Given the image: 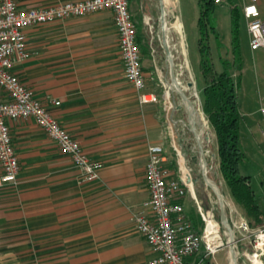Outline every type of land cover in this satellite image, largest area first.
<instances>
[{
	"label": "crops",
	"instance_id": "obj_1",
	"mask_svg": "<svg viewBox=\"0 0 264 264\" xmlns=\"http://www.w3.org/2000/svg\"><path fill=\"white\" fill-rule=\"evenodd\" d=\"M77 1L17 4L26 10ZM259 10L264 21V0ZM25 32L29 59L15 74L104 168L99 181L83 183L72 159L33 119L8 121L21 171L17 184L0 190V264H150L156 254L134 215L150 198L149 147L164 146L166 166L175 164L163 102L142 106L126 80L112 11ZM142 55L148 88L163 96L164 72ZM185 204L187 213L196 211L189 198Z\"/></svg>",
	"mask_w": 264,
	"mask_h": 264
},
{
	"label": "built area",
	"instance_id": "obj_2",
	"mask_svg": "<svg viewBox=\"0 0 264 264\" xmlns=\"http://www.w3.org/2000/svg\"><path fill=\"white\" fill-rule=\"evenodd\" d=\"M222 1L217 0V4ZM240 1L239 7L247 21L251 49L264 50L260 0ZM102 11L114 13L125 64V78L137 91L140 104L144 106L163 102L164 128L175 156V164L171 168L166 166L169 158L164 146L149 147L146 181L150 198L134 215V222L138 233L156 254L150 264H217V256L225 251L230 252L234 264L232 249L236 252L238 262L240 253L237 249L240 245L249 247L246 253L249 264H254V260L264 264V227L252 228L248 220L239 216L233 207L232 221L226 212L229 222L226 226L221 222L218 200L216 207L206 208L198 199L193 170L175 130V106L171 89L160 96L148 88L137 23L129 0H82L26 10L18 7L17 0H0V190L17 184L21 171L8 124L10 120L33 119L58 145L60 151L72 159L82 173L83 183L101 179L103 164L89 157L80 143L52 116L36 92L22 83L14 70L29 59L26 29ZM162 85L163 88L166 86L163 81ZM53 103L60 105V102ZM260 113L264 119V104ZM187 198L193 201L202 220L203 226L200 228L195 227L186 211Z\"/></svg>",
	"mask_w": 264,
	"mask_h": 264
},
{
	"label": "rangeland",
	"instance_id": "obj_3",
	"mask_svg": "<svg viewBox=\"0 0 264 264\" xmlns=\"http://www.w3.org/2000/svg\"><path fill=\"white\" fill-rule=\"evenodd\" d=\"M202 0H164L168 30L167 41L172 51V61L167 58L163 44V18L161 0H131V8L135 21L143 34V47H147L148 56L155 59L164 72V92L171 89L172 102L175 106L174 122L180 144L184 148L188 163L193 170L195 190L198 199L206 208L217 203L213 190L204 182L201 160H207L206 172L210 181L220 189L227 215L232 221L233 208L239 216L242 211L232 199L220 170L218 145L215 134L203 113L202 92L205 79L200 69V32ZM232 1V0H231ZM223 0L217 4L216 18L223 47L218 49L214 36L207 43L211 48L215 70L222 72L220 57L232 58L231 10L238 7L237 1ZM164 19V20H165ZM179 23L180 28L175 27ZM240 53L242 70L237 72L238 100L242 115L241 147L246 156L242 174L250 178L253 190L258 198L264 200V119L260 109L264 104V50L252 51L247 21H240ZM175 79L179 88L197 111L196 123L192 122L190 112L174 87ZM192 84V87H190ZM179 107L180 110L178 109ZM208 124V126H207ZM196 127L201 139L193 133ZM210 129V131L208 130ZM202 144L204 156L201 155L199 144ZM196 159V161H195ZM217 206V205H216ZM215 206V207H216ZM219 208V206H218ZM220 214V213H219ZM245 218V217H244ZM249 247L238 246V264H249L246 258ZM219 264H232L230 252L225 251L217 256Z\"/></svg>",
	"mask_w": 264,
	"mask_h": 264
},
{
	"label": "trees",
	"instance_id": "obj_4",
	"mask_svg": "<svg viewBox=\"0 0 264 264\" xmlns=\"http://www.w3.org/2000/svg\"><path fill=\"white\" fill-rule=\"evenodd\" d=\"M216 10L217 0L201 1L200 69L206 83L202 92L203 113L215 134L220 170L232 199L252 228H261L264 227V200L261 201L258 198L252 188L250 178L242 174L246 156L241 147L242 115L236 75L238 70L243 69L240 53V21L243 14L239 6L231 9L232 58L220 57L222 72L218 73L214 67L211 48L207 43L210 36H214L218 49L223 47L220 41ZM142 41L141 32L140 35L138 33V42L142 46V53L148 55L147 47H143ZM196 212L188 213V215L194 225L200 228L203 223Z\"/></svg>",
	"mask_w": 264,
	"mask_h": 264
},
{
	"label": "water",
	"instance_id": "obj_5",
	"mask_svg": "<svg viewBox=\"0 0 264 264\" xmlns=\"http://www.w3.org/2000/svg\"><path fill=\"white\" fill-rule=\"evenodd\" d=\"M161 6H162V18L164 20L165 17H166L164 0H161ZM163 44H164V49H165L167 58L171 62L172 61V51H171V49L169 47V44H168V41H167V35H166L165 28H164V32H163ZM172 76H173V79L175 80V77H174L173 74H172ZM191 86H192V84H190V87ZM178 92H179L180 96L182 97V99L184 101V106L190 112V116H191L192 122H195L196 121V118H195L196 116L194 117V115H192L191 109H190V106L193 105V104L190 102V100H188L186 98V96L181 91H178ZM180 108H182V107H180ZM192 131H193V133L197 136V138L200 141L201 135L197 133L196 127H193L192 128ZM199 147H200L201 155L204 156V149H203V146H202L201 143L199 144ZM195 161H196V159H195ZM206 167H207V160L204 158V159H202V171H203L204 182L215 193V195H216V197H217V199L219 201V205H220V218H221V222L224 225L227 226L229 222H228V219H227V216H226V208H225V204H224V199H223L222 193H221L220 189L217 187V185L213 184L210 181V179H209V177L207 175V172H206ZM230 232L233 233L232 231H230ZM232 258H233L234 264H238L237 257H236V252H235L234 249H232Z\"/></svg>",
	"mask_w": 264,
	"mask_h": 264
},
{
	"label": "bare ground",
	"instance_id": "obj_6",
	"mask_svg": "<svg viewBox=\"0 0 264 264\" xmlns=\"http://www.w3.org/2000/svg\"><path fill=\"white\" fill-rule=\"evenodd\" d=\"M167 18L165 19V20H163V28H165V30H166V32H167V30H168V25H167ZM175 25V27H177L178 29L180 28V26H179V23H175L174 24ZM174 85H175V87L177 88V89H180L179 88V82L175 79L174 80ZM179 91H181V90H179ZM182 92V91H181ZM190 109H191V113H192V115H194V117L196 116V114H197V112H196V109L193 107V105H191L190 106ZM254 264H262L259 260H257V261H255L254 260Z\"/></svg>",
	"mask_w": 264,
	"mask_h": 264
}]
</instances>
